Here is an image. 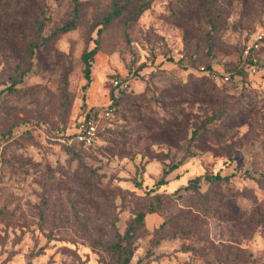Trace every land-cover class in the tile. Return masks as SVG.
<instances>
[{"label":"rangeland","instance_id":"1","mask_svg":"<svg viewBox=\"0 0 264 264\" xmlns=\"http://www.w3.org/2000/svg\"><path fill=\"white\" fill-rule=\"evenodd\" d=\"M259 31L264 0H0V264H119L138 212L129 264H264V43L257 72L242 56ZM91 107L95 143L67 148L57 132Z\"/></svg>","mask_w":264,"mask_h":264},{"label":"trees","instance_id":"2","mask_svg":"<svg viewBox=\"0 0 264 264\" xmlns=\"http://www.w3.org/2000/svg\"><path fill=\"white\" fill-rule=\"evenodd\" d=\"M146 8H148V4H144L142 3L138 10H137V15H140ZM126 9V4L124 6L120 5L119 3H117L114 8L108 13V15L105 16V20L106 22H110L111 20L113 19H116V18H120L121 14L123 13V11ZM76 25L75 23V20H71L69 23L63 25L61 27V30L62 31H68L72 28H74ZM44 28V23L42 21L39 20H36L35 21V33L37 35H39L38 37L40 39H42L41 41L39 39L35 40V41H32V40H29V39H25L23 44L24 46L27 48V50L29 51L30 53V56H34L35 53L38 52V50L41 48V45L45 42H47L49 40V37L48 36H44L41 34L42 30ZM244 49H245V46H243L242 48V56H243V59L244 63H246L247 65L246 66H249L251 63H252V57L249 56V57H245L244 56ZM99 50V47L98 45H96L95 47H93L92 49L88 50V51H85L82 55V58H83V61L85 63V74H86V78L87 80L90 82L91 81V68H92V57L98 52ZM246 66L244 67L246 70ZM244 68H241L240 70H238V74H242L244 77H247L248 75V71H245ZM206 69L207 71L209 72V74L207 75H203L202 78H210L212 76V73L214 72L213 69H212V66L210 64H208L206 66ZM27 73V70H23L21 72V76H24L25 74ZM226 76H228L227 74H225ZM230 75H234V73H230ZM225 76V77H226ZM243 77V78H244ZM227 81H230V76H228V80ZM226 80H224V82L226 83L227 82ZM16 81L14 80L13 84H15ZM186 87V86H185ZM204 87V86H203ZM205 88L207 89V87L205 86ZM200 88L199 86H195L193 91L195 93H197V96H200ZM124 92H127V88H120L119 89V93H124ZM118 100H119V97H114L112 95V102L111 104L109 105V108L111 109H114L118 106ZM230 110L231 108H227L224 107L222 109H218L217 112H220L218 114H215V115H211V116H207L206 119H202L200 121V123L198 124V126L192 130V137L191 139H194L196 137V134L198 133V131H200V129H206L208 130L209 129V124H211L212 122H214L215 120L219 119L222 114L225 112V113H230ZM100 111V108H96V107H91L87 114L90 116L92 114H97L98 112ZM163 127V125H162ZM172 126L170 125V123L168 121H166V125H165V128H171ZM81 143H74V144H71V145H68L67 148H75L76 146H82L83 144ZM178 163H172L171 166H169V168L167 169H164V175H163V178L160 180V182H165V178L168 174H170L178 165ZM200 178H196L194 182H197ZM205 179L207 182H223L225 180H229L230 179V176H227V175H222L220 173H216V174H207L205 175ZM159 210L158 207H151V209H149L148 211H151V212H155ZM145 215L146 213L145 212H138L136 214V216L134 217V219L130 222V224L128 225L126 231H125V234H118L116 236L117 240L114 241L113 243V249L116 251L117 253V260L119 262V264H129L130 261L132 260V257L134 255V252L136 250V247H134V244H135V241L133 240V237H135V231L138 230V228L140 226H144V222H145ZM118 264V263H117Z\"/></svg>","mask_w":264,"mask_h":264},{"label":"built area","instance_id":"3","mask_svg":"<svg viewBox=\"0 0 264 264\" xmlns=\"http://www.w3.org/2000/svg\"><path fill=\"white\" fill-rule=\"evenodd\" d=\"M264 43V31H259L253 42L250 45L245 46L244 56L252 57V63L249 65L248 70L250 72H257V52L261 49ZM223 80H228V76ZM115 85L118 88H129V83H123L122 80H116ZM108 114V111H107ZM101 117V113L88 115L85 114L79 122L74 126L73 130L67 129L66 131L57 132V139L63 144L81 143L85 146H91L95 143L98 136V120Z\"/></svg>","mask_w":264,"mask_h":264}]
</instances>
